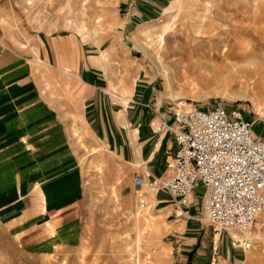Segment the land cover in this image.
Instances as JSON below:
<instances>
[{
  "label": "crops",
  "instance_id": "1",
  "mask_svg": "<svg viewBox=\"0 0 264 264\" xmlns=\"http://www.w3.org/2000/svg\"><path fill=\"white\" fill-rule=\"evenodd\" d=\"M165 2L137 0L118 13L121 26L100 42L83 39L95 37L90 32L96 30L80 32L72 24L54 27L57 21L18 14L0 2V132L4 127L22 133L19 139H6V146L0 141V149L16 150L14 162L26 159L28 173L24 168L21 173L30 181V192L36 189L31 196H46L43 208L41 200L31 199L35 210L40 207L35 221L43 220L50 198L98 195L100 182L115 186L118 196L144 194L150 188L159 213L179 232L171 241L176 264H214L215 250L199 241L202 226L195 215L204 200L206 205L203 189L197 187L181 202L164 188L173 174L176 144L172 134L157 133L154 125L161 120L174 123L182 108L169 101L141 63L117 47L118 39L129 43L135 27L157 16ZM13 20L17 23L8 25ZM256 127L254 133L264 137V128ZM22 137L30 143L24 141V147L29 153L31 148L34 165ZM38 178L41 183L34 188ZM136 178H141L140 185ZM54 203L50 206L64 207L54 212L62 213L55 219H65L62 226L76 220L71 216L75 208L65 209L70 203ZM234 247L228 236H221L218 264L240 261L243 254Z\"/></svg>",
  "mask_w": 264,
  "mask_h": 264
},
{
  "label": "rangeland",
  "instance_id": "2",
  "mask_svg": "<svg viewBox=\"0 0 264 264\" xmlns=\"http://www.w3.org/2000/svg\"><path fill=\"white\" fill-rule=\"evenodd\" d=\"M28 1L30 5H26V0L23 3L0 0L10 4L11 11L14 8L18 14L32 18L38 14L40 21L50 20L54 24L57 21L54 27L72 24L80 32L88 28L96 30L95 33L90 32L95 37L83 38L96 42L105 40L106 34H113L122 24L118 13L134 7L137 2ZM164 1L157 16L135 27L129 43L125 44L114 36L108 39H118L117 47L124 48V53L132 55L135 63H141L151 78H156L169 101L182 108L179 113L193 106L208 110L219 103L226 108L239 107L244 117L252 122V131L254 126L264 128V100L257 107L252 106L245 95L254 98L257 95L246 87L249 82L242 76L244 71L256 66L264 78V0ZM172 1V8L165 11ZM15 2L18 5L14 6ZM170 17L175 20L174 29H167L163 47L157 49L158 33L171 20ZM7 23L15 25L17 22ZM251 52L254 54L250 55ZM160 61L164 66L159 64ZM3 129L6 128L2 127L0 132L1 145L6 146V139H19L22 135L21 132L14 134ZM253 134L258 136L254 131ZM24 141L30 146L29 141L22 137L23 147ZM15 152L13 148L0 149V264H136L139 257L143 258L142 264H176L171 241L179 232L174 231L171 222L159 213L160 209L151 198L152 189L148 188L144 194L118 196L115 195V186L100 182L98 195L50 198L46 209L49 213H44L43 220L35 221L40 215V207L35 210V205L30 204L31 199L42 201L44 196H31L36 189L30 192V181L25 180L26 174L21 173L23 168L28 173L29 164L25 158L14 162ZM25 152L34 165L36 159L31 148L32 156L26 148ZM40 183L41 180L36 179L33 187ZM61 199L65 200V205L70 203L65 209L75 208L71 216L75 215L76 220L67 226H62L65 219L55 220L62 213L54 216L55 211L62 212L64 207L50 206ZM197 213V223L202 226L199 241L214 248V264H218L217 257L221 255L222 235L228 236L234 248L243 254L236 264H264V223L254 229L259 239L253 247L243 249L236 235L226 231L216 234L207 221L205 200ZM142 216L154 227L145 226L148 228L146 233L139 235L137 229ZM169 218L171 216L167 220ZM155 253L160 256L156 257ZM186 264L190 262L187 260Z\"/></svg>",
  "mask_w": 264,
  "mask_h": 264
},
{
  "label": "built area",
  "instance_id": "3",
  "mask_svg": "<svg viewBox=\"0 0 264 264\" xmlns=\"http://www.w3.org/2000/svg\"><path fill=\"white\" fill-rule=\"evenodd\" d=\"M154 130L172 134L176 144L168 194L185 202L200 186L216 234H234L241 248L251 249L259 239L254 229L264 223V137L253 134L252 122L239 107L218 103L185 109L174 123L161 120Z\"/></svg>",
  "mask_w": 264,
  "mask_h": 264
},
{
  "label": "bare ground",
  "instance_id": "4",
  "mask_svg": "<svg viewBox=\"0 0 264 264\" xmlns=\"http://www.w3.org/2000/svg\"><path fill=\"white\" fill-rule=\"evenodd\" d=\"M207 4H209V1H208V3ZM174 5V2L172 1L170 4H169V6H168V8H166L165 9V11H168L170 8H172V6ZM210 5V4H209ZM171 18V17H170ZM174 21L175 20H172V18H171V20H168L167 21V24L165 25V28H163V30H161L159 33H158V36H157V39H156V47H157V49H160V48H162L163 47V44H164V38H165V35H166V33H167V29H170V30H172V29H174L173 27V24H174ZM173 31V30H172ZM250 55H253L254 53L253 52H251V53H249ZM249 57V56H248ZM159 64L161 65V66H164V64H163V62L162 61H160L159 62ZM261 67V66H260ZM264 70V69H263ZM244 74L242 75L243 76V78H245V81H248L249 83H247V85H246V87H248V89L249 90H251V92H252V94L253 95H257V97H252V96H250V95H245V97H247V99L249 100V101H251L252 103V106H254V107H257V106H259V103L260 102H262L263 100H264V81H263V76H261L260 74H261V71L258 69V68H256V66H255V68L254 69H252V70H246V71H244L243 72ZM250 94V93H249ZM246 99V98H245ZM44 203H46V198L45 197H43V200H42V208L44 207ZM20 204H22L21 202H20ZM45 210V209H44ZM44 210H43V212H44ZM147 212V211H146ZM144 219H145V216H142V219L140 220L139 219V223H140V226H138V229H137V231H138V234L139 235H141V234H144V233H146V230L148 229L147 227H145V226H150V228L152 229L154 226L151 224V223H149V222H145L144 221ZM153 226V227H152ZM139 238V237H138ZM140 239V238H139ZM156 251V250H155ZM143 256V255H142ZM145 256H147V255H145ZM144 256V257H145ZM155 256L156 257H159L160 256V254L159 253H155ZM139 257V256H138ZM149 258V257H148ZM142 259L143 258H141L140 259V257L139 258H137V260L135 261L136 262V264H142ZM160 259V258H159ZM141 260V261H140ZM163 261H165V258H163ZM147 263V262H146ZM145 263V264H146ZM158 264V263H157ZM160 264H163V262H160Z\"/></svg>",
  "mask_w": 264,
  "mask_h": 264
},
{
  "label": "water",
  "instance_id": "5",
  "mask_svg": "<svg viewBox=\"0 0 264 264\" xmlns=\"http://www.w3.org/2000/svg\"><path fill=\"white\" fill-rule=\"evenodd\" d=\"M137 188L139 187V186H136Z\"/></svg>",
  "mask_w": 264,
  "mask_h": 264
}]
</instances>
